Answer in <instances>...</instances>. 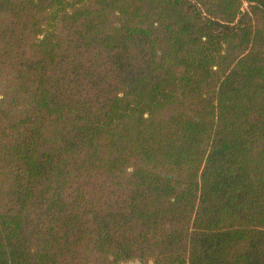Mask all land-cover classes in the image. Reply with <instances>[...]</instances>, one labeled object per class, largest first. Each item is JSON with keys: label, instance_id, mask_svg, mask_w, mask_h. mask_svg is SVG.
I'll return each mask as SVG.
<instances>
[{"label": "trees", "instance_id": "trees-1", "mask_svg": "<svg viewBox=\"0 0 264 264\" xmlns=\"http://www.w3.org/2000/svg\"><path fill=\"white\" fill-rule=\"evenodd\" d=\"M264 264V0H0V264Z\"/></svg>", "mask_w": 264, "mask_h": 264}, {"label": "crops", "instance_id": "crops-1", "mask_svg": "<svg viewBox=\"0 0 264 264\" xmlns=\"http://www.w3.org/2000/svg\"><path fill=\"white\" fill-rule=\"evenodd\" d=\"M125 264H144L143 262H139L138 260H129L125 262ZM145 264H152L151 261H146Z\"/></svg>", "mask_w": 264, "mask_h": 264}, {"label": "rangeland", "instance_id": "rangeland-1", "mask_svg": "<svg viewBox=\"0 0 264 264\" xmlns=\"http://www.w3.org/2000/svg\"><path fill=\"white\" fill-rule=\"evenodd\" d=\"M148 261H150V260H148ZM139 262H141V261H139ZM146 262V261H145ZM145 262H143L144 264H145Z\"/></svg>", "mask_w": 264, "mask_h": 264}]
</instances>
